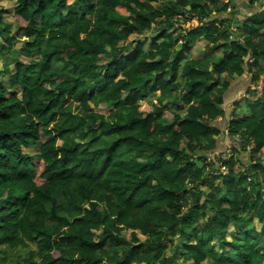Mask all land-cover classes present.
Instances as JSON below:
<instances>
[{"label":"clouds","instance_id":"clouds-1","mask_svg":"<svg viewBox=\"0 0 264 264\" xmlns=\"http://www.w3.org/2000/svg\"><path fill=\"white\" fill-rule=\"evenodd\" d=\"M38 3L0 0V97L20 108L32 99L23 92L32 81L18 71V63L35 76L28 66L44 61L43 51L29 42L46 39L42 32L53 26L75 31L87 21L92 34L113 19L106 17L108 0H43L48 15L36 10ZM132 7L128 16L114 17L119 23L104 40L109 50L97 49L100 62L76 82L92 92L108 89L110 120L120 111L139 117L141 137L148 139L121 142L128 175L120 183L143 187L141 196L170 198L158 207L150 203L162 224L145 220L147 214L128 217L140 239L118 244L123 236L112 228L103 232L101 223L99 230L108 237L104 246L120 259L142 248L155 257L151 264H264V0H150L148 11ZM79 63L82 68L85 62ZM61 69L67 74L73 65L52 61L53 71ZM109 81H114L110 89ZM13 91L19 94L14 101ZM65 98L78 116L87 115L75 95ZM142 103L150 110L142 111ZM25 113L31 116L26 108ZM0 130L17 129L3 124ZM87 132L82 127L77 135ZM20 148L25 153L35 145ZM41 156L47 166L62 153ZM165 185H176L174 194L165 192ZM104 195L105 213L120 211L123 196L112 190Z\"/></svg>","mask_w":264,"mask_h":264},{"label":"trees","instance_id":"trees-1","mask_svg":"<svg viewBox=\"0 0 264 264\" xmlns=\"http://www.w3.org/2000/svg\"><path fill=\"white\" fill-rule=\"evenodd\" d=\"M108 3L111 6L106 17L113 19L99 31L89 34L87 21H82L79 30L72 31L70 25L53 26L42 32L46 39L38 44L29 42L36 52L43 51L44 61L39 67L28 66L37 72L35 76L28 75V69L17 65L18 71L32 81L23 85L24 95L32 96L24 108L0 97V103L5 105V109L0 110V125L17 129L0 130V264H151L155 259L142 248L131 256L125 252L120 259L110 255L104 246L108 237L103 236V232L108 228L123 236L119 240L117 236L112 237L118 244L141 238L126 223L129 216L147 214L145 220L162 224L160 215L154 209L150 211V203L158 207L170 198L157 200L141 196L143 187L129 188L127 180L120 183L128 175L122 168L120 149L124 145L121 142L140 138L139 142L145 143L148 139L141 137L139 117L120 111L110 120L105 111V105L109 106L108 110L113 106L108 89L92 92L91 88H82L76 82L80 75L94 67L93 62H100L97 49L109 50L104 40L109 28L119 23L114 17L128 16L133 5L148 11L150 0L144 3L108 0ZM46 8L43 0L36 5L37 11L48 15ZM141 54H136V60ZM136 60L132 61L133 65ZM52 61L63 62L65 67L70 63L73 70L67 74L63 69L53 71ZM79 61L85 62L82 68ZM151 71L156 72L157 68L154 66ZM120 75L122 73H118L117 78ZM113 83L109 81V89ZM18 95L15 91L10 93L13 101ZM67 95H75L77 101L86 105V116L76 114L65 98ZM164 99L166 97L155 103L160 104ZM25 108L31 116L25 113ZM82 127H88L89 132L78 136ZM22 144H34L35 148L22 153ZM57 151L62 153L59 161L42 166L41 154L52 152L55 155ZM38 156L40 158H34ZM175 187L165 185L163 190L174 194ZM119 188L126 190L120 193ZM109 190L116 192L117 198L123 196V207L112 216L100 207L107 202L104 194ZM101 223L106 225L103 232L99 230ZM53 248L57 249L55 253Z\"/></svg>","mask_w":264,"mask_h":264},{"label":"rangeland","instance_id":"rangeland-1","mask_svg":"<svg viewBox=\"0 0 264 264\" xmlns=\"http://www.w3.org/2000/svg\"><path fill=\"white\" fill-rule=\"evenodd\" d=\"M122 12H124V11L122 10ZM153 102H154V104L157 103L156 100H153ZM155 102H156V103H155ZM140 109H141L142 111H149V110H150V106H149L148 104H146V103H142V104L140 105Z\"/></svg>","mask_w":264,"mask_h":264}]
</instances>
